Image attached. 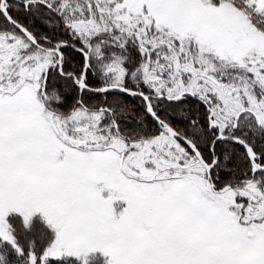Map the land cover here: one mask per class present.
<instances>
[{"label": "snow or ice", "instance_id": "1", "mask_svg": "<svg viewBox=\"0 0 264 264\" xmlns=\"http://www.w3.org/2000/svg\"><path fill=\"white\" fill-rule=\"evenodd\" d=\"M0 264H264V0H0Z\"/></svg>", "mask_w": 264, "mask_h": 264}]
</instances>
